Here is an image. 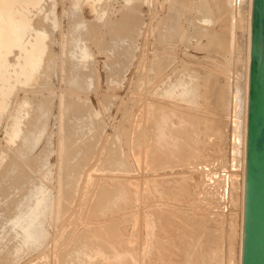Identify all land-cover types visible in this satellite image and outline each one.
Here are the masks:
<instances>
[{"label":"rangeland","instance_id":"rangeland-1","mask_svg":"<svg viewBox=\"0 0 264 264\" xmlns=\"http://www.w3.org/2000/svg\"><path fill=\"white\" fill-rule=\"evenodd\" d=\"M226 1L42 0L39 10L22 11L28 38L45 33L48 56L34 82L17 77L0 111V264H134L135 245L139 257L149 254L154 231L146 217L159 231L155 245L182 243L204 264L238 263L240 181L237 171L223 172L230 109H221L217 91L243 74L246 30L243 13L233 28ZM180 79L195 92L179 101ZM157 107L199 116L192 136L200 141L191 137L196 148L187 156H173L182 128L169 125L167 159L154 162ZM17 127L22 132L9 141ZM11 162L21 169L10 182L3 178ZM166 177L179 179L181 191L162 195L154 182ZM144 258L135 264H150Z\"/></svg>","mask_w":264,"mask_h":264},{"label":"bare ground","instance_id":"bare-ground-1","mask_svg":"<svg viewBox=\"0 0 264 264\" xmlns=\"http://www.w3.org/2000/svg\"><path fill=\"white\" fill-rule=\"evenodd\" d=\"M41 1L42 0H0V111H3L6 107V103L5 101L7 99L10 98V95L12 94L13 92V89L16 87V81L17 80V77L19 75H21V77L25 78V82H34L36 80V75L38 73H40V69L42 67V70H43V65L42 63L45 65L46 63H44V60H46V56L44 57L47 50V45L45 43V33H41V34H36L34 36H31L33 38H28L29 35H26L25 33V30L26 28L28 27L29 25V19L27 16H25V14L22 12V11H26L27 12H30L31 10H39L41 8ZM231 1V7H229V13L231 14L232 16V24H233V28L235 27L236 25V21L234 20L235 17H239V18H242L241 17V14L243 13V19L245 21V30H246V45H245V63H244V70H243V74L240 76L241 78L236 80V84H232V85H227V87L224 89L223 87H218V91H217V98H218V102L220 104V107L221 109H223L224 111H228L226 109H230V113L228 115L229 117V122H230V125H231V132H230V135H229V138H228V143H229V146H228V149H227V166H226V171H223V172H226L227 174V177L228 175L230 176L231 173H229L230 171V168L231 170L233 171H237L236 173H234L233 171H230V172H233L232 175H234L233 177L235 179H237L236 177H238L239 181H240V194H241V201H240V211H241V220L239 222V230H238V260H237V264H240V261H241V247H242V221H243V187H244V168H245V139H246V111H247V83H248V69H249V52H250V17H251V0H230ZM193 2V1H192ZM219 3L221 4H227L228 2L226 0H219ZM220 6L221 5H218L216 6V10L218 12V14L220 13ZM247 6V10L246 12H243L245 11L244 7ZM227 7V6H226ZM225 7V8H226ZM91 8H94V6L92 5ZM224 8V9H225ZM184 11V10H183ZM216 12V11H215ZM235 16V17H233ZM184 21V20H183ZM179 25V24H178ZM177 25V26H178ZM31 28V27H30ZM179 28V26H178ZM28 29V28H27ZM167 29V33H170L171 30L168 28ZM172 29V28H171ZM180 29V28H179ZM29 30V29H28ZM32 31V30H30ZM184 31V30H183ZM27 32V31H26ZM188 32V31H187ZM31 33V32H30ZM183 36V35H181ZM186 38V36H185ZM185 40V39H183ZM181 42V41H180ZM187 43V42H186ZM183 44V43H181ZM196 44V42H195ZM197 45V44H196ZM195 45V46H196ZM166 47V46H165ZM196 48V47H195ZM199 48V47H197ZM14 50H17V54L15 53ZM196 50V49H195ZM163 51V50H162ZM15 53L16 54V58L14 57V59H17V61L15 63H13V59H8L9 55L11 53ZM13 56V55H12ZM48 56V54H47ZM12 58V57H11ZM45 58V59H44ZM48 58V57H47ZM44 59V60H43ZM9 60H11V62L13 64H11L9 62ZM195 60V59H194ZM47 62H49V60H47ZM50 64V62H49ZM190 64V63H189ZM51 66V65H49ZM45 67V66H44ZM48 67V66H46ZM194 68V67H192ZM46 69V68H44ZM45 71H48V69H46ZM42 73V72H41ZM43 73H46V72H43ZM50 73V72H49ZM42 75V74H41ZM52 76V75H51ZM20 77V76H19ZM190 77V76H189ZM182 79V78H181ZM180 79V80H181ZM188 81H183L181 80L180 81V84L178 85V87L181 89H179L177 91V94L174 96L176 99H178L179 101L180 100H184L186 98H188V96L190 94H193V92H195V90L192 89V85H190L189 87V83ZM23 83V82H22ZM178 83V82H177ZM192 84V83H191ZM194 85V84H193ZM223 86V85H222ZM187 87V88H186ZM233 87V89H232ZM44 88V87H43ZM175 88V87H174ZM194 88V87H193ZM173 89V88H172ZM170 91V90H169ZM167 92V91H166ZM172 93V92H171ZM169 93V94H171ZM175 93V92H174ZM173 93V95H174ZM165 95H168V94H165ZM230 96V97H229ZM173 97V96H171ZM189 101V100H188ZM190 102L192 104L196 103V98L192 97L190 98ZM24 103H28V102H24ZM189 103V102H188ZM199 103V102H198ZM181 104V103H179ZM183 104V103H182ZM186 104V103H185ZM192 104H189L192 105ZM41 105V104H40ZM186 106V105H185ZM193 107H195L196 105H192ZM188 107V106H187ZM186 107V108H187ZM192 107V108H193ZM40 108V106H39ZM38 108V109H39ZM191 108V109H192ZM197 108V106H196ZM157 111H156V120L154 122V130L153 132H151L152 136L150 137H153V144L152 145H155L154 147H158L155 149V151L153 150V153L155 154H160L158 155L159 158H156L154 162L158 161L161 162L162 160H164L167 156V148H171L173 142L171 141H168L166 138V136L169 134H171V132H166V128L170 125L171 127H178V128H182V136H183V140H180L181 144H180V147L179 149H177V152L176 154H173V156L177 155V157H179L178 155L180 154V156L182 157H185L189 154V152L192 150L191 146H193V143H192V139L191 137H194L192 136V132H195V128L196 126H198L199 124L197 122H199V116H196L195 117L193 115H190V114H187L186 113H183V112H180L182 114H176V112H173V111H166L165 107H157ZM199 109V108H198ZM42 110V108L40 109ZM193 110H195L193 108ZM197 110V109H196ZM17 111V110H16ZM5 113V112H3ZM36 113H37V110H36ZM42 112H40L41 114ZM194 113V112H193ZM226 114V113H225ZM224 117H226V115H224ZM172 118H178L179 122H177V124H174L173 123V119ZM7 119V118H6ZM202 119V118H200ZM40 120V119H39ZM38 120V123H40ZM75 120V119H74ZM77 121V120H76ZM13 122V120H12ZM201 122V121H200ZM35 123V122H34ZM37 123V124H38ZM204 123V122H203ZM37 124L35 126H37ZM198 124V125H196ZM206 124V123H205ZM207 125V124H206ZM206 125H203V126H206ZM15 126V125H14ZM40 126V125H38ZM38 128V127H36ZM198 128V127H197ZM196 128V129H197ZM206 129V128H204ZM203 129V130H204ZM28 131V132H27ZM27 133H29V130L27 129ZM198 131V130H197ZM22 132L21 129L19 127H17L14 131H13V135L9 138V141H12L13 140V137H16L19 135V133ZM24 132V135L22 137H24L23 141L24 143H28L29 140L27 138L28 137V134L25 135ZM10 133V132H9ZM38 133V132H37ZM199 133V132H198ZM203 134V132H200L199 134ZM34 134V133H33ZM41 134V133H40ZM150 135V134H149ZM196 135H198L196 133ZM21 136V135H20ZM34 136V135H33ZM36 136V135H35ZM147 136V135H146ZM148 137V136H147ZM146 137V139H148ZM170 137V136H169ZM200 136H198L199 138ZM35 138V137H34ZM37 138V137H36ZM195 138V137H194ZM26 139V140H25ZM196 139V138H195ZM15 140V139H14ZM197 140V139H196ZM194 140V141H196ZM32 141V140H31ZM198 141V140H197ZM200 141V140H199ZM198 141V142H199ZM15 142V141H14ZM148 142V140H147ZM146 142V143H147ZM19 143V142H18ZM20 143V145H21ZM145 143V144H146ZM195 143V142H194ZM145 147H147L148 145L151 146L150 144L148 145H145ZM23 145V144H22ZM138 145L140 144H136V146L138 147ZM27 146V145H25ZM135 146V147H136ZM141 146V145H140ZM19 147V145H18ZM134 147V148H135ZM145 147H144V150H145ZM194 147V146H193ZM25 148V147H24ZM27 148V147H26ZM141 150L143 149L142 147H139ZM138 148V149H139ZM151 148V147H149ZM196 148V145L195 147ZM17 149V148H15ZM25 150V149H24ZM135 150V149H134ZM171 150V149H170ZM190 150V151H189ZM139 151V150H136V152ZM143 151V150H142ZM142 151H140L139 153H141ZM135 153V152H134ZM138 153V152H137ZM142 155L143 152L141 153ZM136 154H134L133 156H135ZM149 156V153L147 154ZM154 154L150 153V156ZM155 155V156H157ZM141 156V155H140ZM25 157V155H24ZM142 157V156H141ZM145 157V156H144ZM172 157V156H171ZM151 158H154L151 156ZM16 159H19V158H16ZM134 159V158H133ZM142 159V158H141ZM140 159V160H141ZM147 159L149 160V157H147ZM167 159V158H166ZM1 160V159H0ZM20 160V159H19ZM41 160V159H40ZM186 160V159H184ZM136 161V159L134 160ZM143 161V160H142ZM26 163V161H24ZM23 163H20V164H24ZM33 162V161H32ZM137 162V161H136ZM141 162V161H140ZM149 163V161H146ZM169 162H173V159ZM175 162V161H174ZM189 162V161H188ZM17 162H11L10 165H9V170L7 172L5 176V178H3L4 180H7V181H14L13 179H16L15 177L18 176V174L20 173L19 172V168H18V165L19 164H16ZM28 163V161H27ZM31 163V162H30ZM142 163V162H141ZM140 163V164H141ZM147 163V164H148ZM29 164V163H28ZM33 164V163H32ZM135 164V162H134ZM138 164V163H137ZM136 164V166H137ZM174 164V163H173ZM4 165V164H3ZM142 165V164H141ZM171 165V163H170ZM186 165V164H185ZM192 165V164H190ZM22 166V165H21ZM146 166V163L144 165V167ZM150 166V165H149ZM143 167V166H142ZM141 167V168H142ZM143 167V169H144ZM170 168V167H169ZM21 169V168H20ZM140 169V168H139ZM161 168H159L160 170ZM167 169V168H166ZM174 169V167H173ZM7 170V169H6ZM5 170V172H6ZM22 170H23V167H22ZM10 171V172H9ZM146 171V169H145ZM144 171V172H145ZM149 171V169H148ZM152 171V170H151ZM149 171V172H151ZM162 171V169H161ZM149 172H146L147 175L149 174ZM153 172V171H152ZM155 172V171H154ZM11 173V174H10ZM12 173H15L14 175ZM138 173V172H137ZM153 174V173H151ZM150 174V175H151ZM154 174H157L156 172ZM160 174V173H159ZM136 176V175H135ZM152 176V175H151ZM224 176H226L224 174ZM147 177V176H146ZM153 177V176H152ZM155 177V176H154ZM170 177V176H169ZM169 177H166L165 179H168ZM18 178V177H17ZM137 178V176H136ZM135 178V179H136ZM150 178V176H149ZM171 178V177H170ZM169 178V179H170ZM173 178V177H172ZM176 177L173 178V180L171 181L170 180H163L164 178H162V181L158 182L159 179H156L157 182H154V186L156 188H158V190L161 191V194L164 195V196H167V195H170V194H177V192L181 191V187H177L179 186L180 183H178V180L179 179H175ZM134 179V178H133ZM134 179V180H135ZM145 179V178H144ZM148 179V178H147ZM152 179V178H151ZM150 179V180H151ZM137 180V179H136ZM135 180V182L137 183V181ZM140 180V179H138ZM161 180V179H160ZM134 182V181H133ZM133 182H131L133 184ZM139 182V181H138ZM1 183V182H0ZM135 184V183H134ZM147 184V181L146 183ZM145 184H140V187L139 189L143 188L142 185H145ZM149 184V183H148ZM152 185V184H150ZM181 185V184H180ZM147 186V185H145ZM135 187V186H134ZM148 187V186H147ZM146 187V188H147ZM149 188V187H148ZM147 188V189H148ZM179 188V189H178ZM136 188H134V191H135ZM146 189V190H147ZM151 189V188H149ZM178 189V190H177ZM184 190V188H182ZM138 188L136 189V192H137ZM152 190V189H151ZM159 191V192H160ZM147 192H151V191H148ZM143 191L141 193H139V195H142ZM152 193V192H151ZM137 195V193H136ZM138 195V196H139ZM146 195V193H145ZM147 196V195H146ZM145 198L144 196L141 198L143 199ZM149 198V197H148ZM149 201V200H148ZM145 210V209H144ZM146 211V210H145ZM147 212V211H146ZM144 212H142L141 214L143 215ZM154 214L155 212L153 213V217H154ZM145 217L147 216L144 215ZM142 217L143 219L145 217ZM30 218V217H28ZM149 217H146V222L149 221L150 223H146L147 225H149V229H151V233L154 231V234L153 235H150L151 233L150 232H147L149 233L150 235V244L147 246V252H149L147 258H144V256H142L145 261H148L150 262V264H195L197 261L194 260L195 258L197 260H202V264H204V259L202 258L203 255L202 253H198L196 254L194 251H189V249L182 245V243H172L171 245L173 246V248H168L167 247V244L164 240H161L159 242L158 245H155L153 242H152V239H153V236L155 235H158V230H154L153 227H152V223H151V220L150 218L147 219ZM155 218V217H154ZM15 219V218H14ZM19 219V218H18ZM39 219V218H38ZM145 219L143 222H145ZM16 220V219H15ZM26 220V219H25ZM31 220V219H30ZM30 223V222H29ZM14 224V223H13ZM16 224V223H15ZM40 224V223H39ZM25 225V223H24ZM38 225V224H37ZM26 226H28L26 224ZM144 226V224L142 225ZM21 227V226H20ZM25 227V226H24ZM36 227V226H35ZM28 228V227H27ZM22 229V228H21ZM25 229V228H24ZM140 230V229H139ZM39 231V230H38ZM141 231L142 228H141ZM26 232V231H25ZM28 232V231H27ZM31 232V231H30ZM34 232V231H33ZM33 232L32 234L30 235H33ZM136 233V232H135ZM142 233V232H141ZM140 233V234H141ZM144 233V231H143ZM29 234V233H28ZM139 234V231L138 233ZM27 235V233H26ZM38 235V234H37ZM134 235V233H133ZM132 235V237H133ZM136 235V234H135ZM135 235H134V238H135ZM142 235V234H141ZM139 235V236H141ZM148 235V234H146ZM148 235V236H149ZM28 236V235H27ZM39 237H40V234H39ZM27 238V237H26ZM29 238V237H28ZM148 238V237H147ZM146 238V240H147ZM133 239V238H132ZM140 239H142L140 237ZM139 239V241H140ZM143 239H144V236H143ZM35 240V239H34ZM33 240V241H34ZM136 240H138V238L136 237ZM145 240V239H144ZM143 240V241H144ZM135 241V240H134ZM146 243V242H145ZM144 243V245H145ZM148 243V242H147ZM142 244V243H140ZM139 244V245H140ZM138 246V244H137ZM142 246V245H141ZM140 246V249L142 248ZM240 246V248H239ZM96 248V247H95ZM136 245L134 246V249H132V254L130 257H132V263L136 262V260H139L140 258L142 257H139L140 254L139 252V256L137 255L138 253L136 252ZM93 249V248H92ZM121 249V248H120ZM125 249V248H124ZM119 250V249H118ZM138 250V249H137ZM149 250V251H148ZM91 251V250H90ZM95 251V249H94ZM120 251V250H119ZM123 251V249L121 250ZM129 251V250H128ZM139 251V250H138ZM144 251V250H142ZM93 252V251H92ZM125 252V251H124ZM123 252V253H124ZM141 252V251H140ZM91 253V252H90ZM96 253V251H95ZM106 253V252H105ZM122 253V254H123ZM137 253V254H136ZM108 254V253H107ZM112 254V258L111 260L114 261L116 256H118V254L116 252H113L111 253ZM127 254V252H126ZM129 254V255H130ZM94 255V254H93ZM109 255V254H108ZM120 255V254H119ZM91 256V255H89ZM96 256V254H95ZM139 257L138 259L136 257ZM92 257V256H91ZM110 257V256H109ZM129 257V256H128ZM127 257V258H128ZM96 258V257H95ZM104 258V257H103ZM91 259V258H90ZM93 259V258H92ZM142 259V261L144 260ZM147 259V260H146ZM117 260V259H116ZM115 260V261H116ZM120 260V259H119ZM131 260V259H130ZM129 260V261H130ZM110 261V260H109ZM108 261V262H109ZM122 261V260H121ZM144 261V263H145ZM118 262V261H117ZM120 262V261H119ZM125 262V258H124V261ZM139 262V261H138ZM141 262V260H140ZM146 262V263H148ZM110 263V262H109ZM121 263V262H120ZM118 263V264H120ZM129 263V262H128ZM137 263V262H136ZM117 264V263H116ZM123 264V263H122ZM142 264V263H140ZM149 264V263H148Z\"/></svg>","mask_w":264,"mask_h":264},{"label":"water","instance_id":"water-1","mask_svg":"<svg viewBox=\"0 0 264 264\" xmlns=\"http://www.w3.org/2000/svg\"><path fill=\"white\" fill-rule=\"evenodd\" d=\"M240 264H264V0H251Z\"/></svg>","mask_w":264,"mask_h":264}]
</instances>
